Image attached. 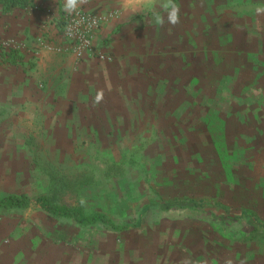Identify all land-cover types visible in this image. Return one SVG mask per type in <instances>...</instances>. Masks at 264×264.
Segmentation results:
<instances>
[{
  "label": "rangeland",
  "instance_id": "1",
  "mask_svg": "<svg viewBox=\"0 0 264 264\" xmlns=\"http://www.w3.org/2000/svg\"><path fill=\"white\" fill-rule=\"evenodd\" d=\"M40 1L33 11L44 13L33 16L61 23V0L50 9ZM95 1L91 9L118 11L112 20L124 15L141 32L149 70L125 79V96L100 103L113 115L114 133L104 141L51 142L58 131L53 120L15 118L0 108V196L31 197L24 209H0L3 262L264 264V238L247 237L253 229L247 212L264 221V14L256 12L264 0H176V26L154 23L164 15L162 0H129L123 7ZM26 39L0 35V43H20L9 50L0 45V53L22 55L19 65L6 66L22 71L27 62L33 69L39 55ZM153 87L159 92L152 95ZM94 91L88 88L84 98L93 99ZM146 107H157L158 118ZM97 114L104 116L101 108ZM39 195L87 214L103 212L119 230L57 218L37 204ZM56 231L68 237L56 238Z\"/></svg>",
  "mask_w": 264,
  "mask_h": 264
},
{
  "label": "crops",
  "instance_id": "2",
  "mask_svg": "<svg viewBox=\"0 0 264 264\" xmlns=\"http://www.w3.org/2000/svg\"><path fill=\"white\" fill-rule=\"evenodd\" d=\"M37 1L35 0V2ZM114 1H118L120 7L129 2V0ZM136 1L133 2V5ZM64 2L65 0H61L58 4L59 12L65 11ZM95 2V0L91 1L94 4L88 6L89 9L83 6L81 8L93 12L107 10L91 9L97 7ZM40 3L49 8L54 4V0H42ZM35 7L7 10L0 5V35H12L19 40L30 37L26 39L28 47L31 51L36 50L40 56L36 57L33 69L26 62L23 70L20 71L16 70V67L12 68L2 63L0 55V108L11 112L10 114L15 118L23 116L30 120L41 117L44 122L53 120L55 127L58 126V131L55 137L51 138V142L104 141L103 136L108 137L110 132L114 133L109 129V119L113 116L111 115L112 108L107 103L92 106L93 99L84 97L90 96L87 92L88 88H94L95 91L104 89L105 102L112 96L123 97L126 95L125 88H127L124 83L125 79L132 80L141 72L149 70L144 65L147 55L144 50L145 44L141 42V32L135 31L134 27L129 26L130 24H125L124 15L120 20L114 19L108 22L97 34L95 42L97 50L110 54L112 60L101 61L95 55H87L78 65L74 66L73 56L70 52L52 53L39 47L41 33L50 35V41L53 43L62 42L61 32L64 19L59 24L46 25L44 24L47 19L46 15L33 16V12L44 13L43 9L33 11ZM52 11L53 15H57L56 9L52 8ZM67 14L65 11L64 16ZM56 25L58 27L53 28ZM154 43L157 44V40ZM151 55L156 57V63L163 62V59L158 57L159 54ZM156 69H160L159 66ZM132 72H136L137 76H134ZM39 81L43 84L41 88L37 86ZM148 91L153 95L158 93L159 89L153 87ZM77 93L83 97H77ZM126 106L132 107L127 103ZM99 108L102 109L104 116H98ZM142 110L149 111V114L156 118L159 116L157 107L154 110L147 107ZM140 126H142L141 123ZM48 127L47 125L46 128ZM68 128H74L75 131L71 134ZM127 134L132 135L131 132ZM108 141H111V138H108ZM11 194L28 195L26 192ZM29 198L31 199L30 196ZM12 263L13 260L9 261L6 257L3 262V258L0 256V264Z\"/></svg>",
  "mask_w": 264,
  "mask_h": 264
},
{
  "label": "trees",
  "instance_id": "3",
  "mask_svg": "<svg viewBox=\"0 0 264 264\" xmlns=\"http://www.w3.org/2000/svg\"><path fill=\"white\" fill-rule=\"evenodd\" d=\"M0 5H2L7 10L18 8L27 9L30 7H34L36 5V2L35 0H0ZM0 55L2 57V63L4 64L19 65L20 61L22 60L21 52L17 51L1 52ZM87 182H89V180H87ZM189 201L190 199L186 202L189 203ZM193 201L199 205H211L210 200L207 199H202L200 201L192 200L191 202ZM30 203L31 199L26 194H11L0 196V209H24L28 207ZM37 203L45 211L51 213L57 218H71L77 223L84 226H93L99 223L108 224L111 225L115 230H119L118 226H116L114 222L103 212L97 211L91 214H87L81 208L72 207L67 204L54 203L49 196H39L37 198ZM213 204L216 206H220L219 203ZM247 213H250L251 217L253 218V229L248 233V239L255 240L264 238V221L261 220L254 212ZM55 237L64 240L68 237V235L62 231H56Z\"/></svg>",
  "mask_w": 264,
  "mask_h": 264
},
{
  "label": "built area",
  "instance_id": "4",
  "mask_svg": "<svg viewBox=\"0 0 264 264\" xmlns=\"http://www.w3.org/2000/svg\"><path fill=\"white\" fill-rule=\"evenodd\" d=\"M117 16L118 11L115 10L93 12L79 8L76 13L64 17L61 43H53L45 33L39 37V41L49 51L72 53L77 61L87 55H95L101 61H110V54L97 50L95 39L101 28ZM69 31L71 35H68ZM0 45L4 50H9L11 47H19L20 43L6 40Z\"/></svg>",
  "mask_w": 264,
  "mask_h": 264
},
{
  "label": "clouds",
  "instance_id": "5",
  "mask_svg": "<svg viewBox=\"0 0 264 264\" xmlns=\"http://www.w3.org/2000/svg\"><path fill=\"white\" fill-rule=\"evenodd\" d=\"M88 0H65L64 2V10L72 15L76 13L79 8L83 5L87 4ZM161 7L164 10V15L156 14L154 16V23L163 26L166 22L172 26H176L180 23V5L176 3V0H162ZM257 14H264V7L258 6L256 8ZM72 32L69 31L68 35H71ZM105 96L104 89H98L96 94L92 100V104L94 106L99 105L103 102ZM181 264H191L188 258H185ZM226 264H231V261H226Z\"/></svg>",
  "mask_w": 264,
  "mask_h": 264
}]
</instances>
